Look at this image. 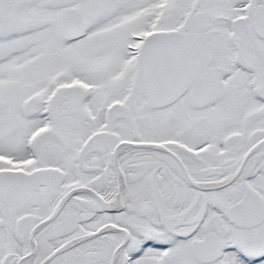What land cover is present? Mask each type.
<instances>
[{
	"label": "snow or ice",
	"instance_id": "obj_1",
	"mask_svg": "<svg viewBox=\"0 0 264 264\" xmlns=\"http://www.w3.org/2000/svg\"><path fill=\"white\" fill-rule=\"evenodd\" d=\"M0 264H264V0H0Z\"/></svg>",
	"mask_w": 264,
	"mask_h": 264
}]
</instances>
